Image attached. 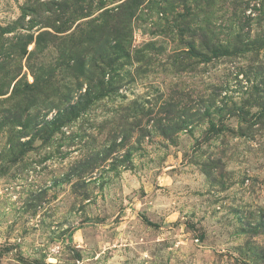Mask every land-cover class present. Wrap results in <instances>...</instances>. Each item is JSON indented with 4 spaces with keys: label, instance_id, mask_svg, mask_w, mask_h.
Wrapping results in <instances>:
<instances>
[{
    "label": "rangeland",
    "instance_id": "374dc122",
    "mask_svg": "<svg viewBox=\"0 0 264 264\" xmlns=\"http://www.w3.org/2000/svg\"><path fill=\"white\" fill-rule=\"evenodd\" d=\"M0 264H264V0H0Z\"/></svg>",
    "mask_w": 264,
    "mask_h": 264
},
{
    "label": "trees",
    "instance_id": "16d2710c",
    "mask_svg": "<svg viewBox=\"0 0 264 264\" xmlns=\"http://www.w3.org/2000/svg\"><path fill=\"white\" fill-rule=\"evenodd\" d=\"M57 117V116H56ZM59 121V117L55 119V122Z\"/></svg>",
    "mask_w": 264,
    "mask_h": 264
}]
</instances>
